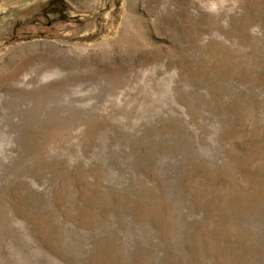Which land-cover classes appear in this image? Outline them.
<instances>
[{"label":"rangeland","instance_id":"374dc122","mask_svg":"<svg viewBox=\"0 0 264 264\" xmlns=\"http://www.w3.org/2000/svg\"><path fill=\"white\" fill-rule=\"evenodd\" d=\"M104 1L0 0V264H264V0Z\"/></svg>","mask_w":264,"mask_h":264},{"label":"trees","instance_id":"16d2710c","mask_svg":"<svg viewBox=\"0 0 264 264\" xmlns=\"http://www.w3.org/2000/svg\"><path fill=\"white\" fill-rule=\"evenodd\" d=\"M118 0H105L103 3V6L99 9H95L93 12L91 11L89 14H98L99 12H103L105 10H108L110 8H117L118 7ZM63 11H71L68 6H65V4L62 2V0H56V3L54 5L43 7V9L40 11L42 13H58ZM79 14V12H76ZM87 14V13H86Z\"/></svg>","mask_w":264,"mask_h":264}]
</instances>
